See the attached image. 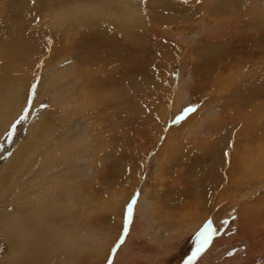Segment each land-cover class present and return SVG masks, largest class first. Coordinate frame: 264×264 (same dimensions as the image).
I'll return each instance as SVG.
<instances>
[{
	"label": "rangeland",
	"instance_id": "rangeland-1",
	"mask_svg": "<svg viewBox=\"0 0 264 264\" xmlns=\"http://www.w3.org/2000/svg\"><path fill=\"white\" fill-rule=\"evenodd\" d=\"M23 1L0 51H42L0 77V264H264V0ZM35 219L57 238L27 247Z\"/></svg>",
	"mask_w": 264,
	"mask_h": 264
},
{
	"label": "bare ground",
	"instance_id": "bare-ground-1",
	"mask_svg": "<svg viewBox=\"0 0 264 264\" xmlns=\"http://www.w3.org/2000/svg\"><path fill=\"white\" fill-rule=\"evenodd\" d=\"M41 0H24L23 2H21V7L22 8H20V9H18L17 10V12L18 13H20L19 14V16H18V18L20 19L21 17L22 18H25V17H27V16H34V17H36L37 18V15L35 16V15H33V11H37L36 13H39V12H41V6L42 5H44L43 4V2H40ZM33 4H32V3ZM55 2V1H54ZM61 2V1H60ZM30 3H31V5H30ZM56 4V3H55ZM60 4V3H59ZM59 4H57V5H59ZM64 4V3H63ZM110 4V3H109ZM122 4V7L121 8H113V9H116V11H118V13H119V15H120V19L121 20H119V21H123V19L124 20H130L129 19V17L127 16V15H129L128 13L132 10L131 9V7L128 5L129 3H127L126 2V0H124V2H122L121 3ZM100 5V4H99ZM54 6V5H53ZM97 6V5H96ZM48 8H49V6H48ZM58 8V7H57ZM15 9H16V7H15ZM46 9V8H45ZM57 10V9H56ZM55 10V11H56ZM91 10V9H90ZM97 10V9H96ZM96 10H94V11H96ZM68 11V10H67ZM93 11V12H94ZM99 11V10H98ZM57 12H58V10H57ZM130 13H132V12H130ZM57 14H59V13H57ZM133 15V14H132ZM15 16V15H14ZM56 16V15H55ZM42 17V16H41ZM40 17V18H41ZM10 18V17H9ZM21 18V19H22ZM253 18H255V17H253ZM259 18V17H258ZM20 19V20H21ZM29 19V18H28ZM132 19V18H131ZM10 20H11V18H10ZM19 20V21H20ZM30 20H31V18H30ZM38 20H39V17H38ZM258 20V19H257ZM41 21H42V18H41ZM40 21V22H41ZM99 21V20H98ZM21 22V21H20ZM23 22V21H22ZM47 21H46V17H45V19L42 21V24H43V28L41 27V26H39V28L41 29H47V23H46ZM136 22V21H135ZM27 23L28 22H26V25H27ZM109 23H112V22H109ZM126 23V22H125ZM21 24V23H20ZM116 24H117V22H116ZM122 24V23H121ZM130 23H128V26H126V27H124V28H120L119 27V30H117V31H124V32H132V27H134V26H132V25H129ZM137 24V23H136ZM12 25V24H11ZM22 26V25H21ZM46 26V27H45ZM120 26V25H119ZM123 26V25H122ZM223 26V25H222ZM227 26V25H226ZM114 27V26H113ZM115 27H118V26H115ZM18 28V27H17ZM227 28H229L228 26H227ZM137 29V28H136ZM13 30H14V28H13ZM12 30V31H13ZM100 30V29H99ZM127 30V31H126ZM229 30H230V28H229ZM16 31V30H15ZM15 31H13V32H15ZM24 31V30H23ZM116 30H113V32H115ZM260 31H261V29H260ZM21 32V31H20ZM93 32H95V33H97L96 31H93ZM99 32V31H98ZM106 32V31H105ZM104 32V33H105ZM154 32V31H153ZM7 33V32H6ZM23 33V32H22ZM74 33L75 32H73V33H70V36H68V40L69 41H71L72 39H73V36H74ZM90 33V32H89ZM155 33V32H154ZM101 34V33H100ZM112 34V33H111ZM128 34V33H127ZM85 35V34H84ZM92 35H93V33H92ZM99 35V34H98ZM109 35H110V33H109ZM155 35V34H154ZM102 36V35H101ZM125 36V35H124ZM156 36H157V34H156ZM31 37V36H30ZM94 37V36H93ZM116 37V36H115ZM33 38V39H32ZM32 38H27V37H25V35H21L20 33L18 34V33H16V34H12V35H8V36H4V39H2V41L4 42V45H5V47L3 48V49H1V51H0V77L1 76H6V78H7V76H11V78L12 77H14V76H12L13 74H15L16 72H18L21 68H23V67H25L26 68V66H24V63H22L21 61H23L24 59H26V57H28L29 55H31V53H38L39 52V50H41L40 48H38V46L36 47V42H38V40L37 39H34V37H32ZM107 38V37H106ZM118 38V37H117ZM128 38V37H127ZM1 39V38H0ZM46 39V38H45ZM94 39V38H93ZM92 39V40H93ZM126 39V38H125ZM101 40V39H100ZM106 40V39H105ZM123 40V39H122ZM107 41V40H106ZM93 42H96V41H93ZM98 42V41H97ZM100 42V41H99ZM115 42H116V40H115ZM119 42H121V41H119ZM2 43V42H1ZM111 44H113L112 42H110ZM69 44V43H68ZM100 44V43H99ZM121 44V43H120ZM70 45H71V42H70ZM95 45H97V43L95 44ZM2 46H3V43H2ZM41 46V45H40ZM61 47V46H60ZM101 47H103L102 45H101ZM114 47V46H113ZM66 48V47H65ZM100 48V47H99ZM68 49V48H67ZM101 49V48H100ZM48 50V49H47ZM63 50V49H62ZM42 51V50H41ZM40 51V52H41ZM68 51V50H67ZM57 52V51H56ZM69 52V51H68ZM111 52V51H110ZM36 55V54H35ZM38 55V54H37ZM102 57V56H101ZM29 58H31V57H29ZM4 60H6V65H3L2 64V62L4 61ZM29 60V59H28ZM126 61V60H125ZM227 65H228V63H227ZM125 66H126V64H125ZM33 67V66H32ZM225 67V66H224ZM8 68V69H7ZM7 69V70H6ZM11 69V70H10ZM124 69V68H123ZM122 69V70H123ZM134 69V68H133ZM144 69V68H143ZM10 70V71H9ZM23 70H24V68H23ZM135 70H136V72H138V71H140L141 70V66L140 65H138V66H135ZM219 70V69H218ZM221 70V69H220ZM231 70V69H230ZM135 73V72H134ZM148 73H150L149 71H148ZM207 73V72H206ZM210 74V73H209ZM136 75V74H135ZM138 75V74H137ZM221 76V75H220ZM220 76H219V78H220ZM16 77H17V75H16ZM100 77V76H99ZM98 77V78H99ZM140 77V76H139ZM2 78V77H1ZM18 78V77H17ZM104 78V77H103ZM106 78L108 79V80H110V81H112L113 79H116L115 77H114V74H113V76L112 75H109L108 77H106L105 76V80H106ZM218 78V77H217ZM225 78V77H224ZM2 79H5V78H2ZM8 80H9V78H7ZM101 79V78H100ZM226 79H228V78H226ZM87 80H88V78H87ZM96 80V79H95ZM101 82H102V80H100ZM219 81V80H218ZM11 82H13V81H11ZM97 82H99V80H97ZM87 83V82H86ZM85 83V84H86ZM92 83V82H91ZM103 83V82H102ZM128 83V82H127ZM144 83V82H143ZM213 83V82H212ZM211 83V84H212ZM224 83V82H223ZM222 82H220V84H223ZM230 83V82H229ZM5 84V83H4ZM88 84V83H87ZM154 84V83H153ZM153 84H148V87H146L147 89L151 86L152 87V85ZM10 85H14L13 83L11 84L10 82H8L7 81V86H2V87H4L5 89H7ZM16 85H17V83H16ZM91 85V84H90ZM106 85V84H105ZM123 85H124V83H123ZM219 85V84H218ZM0 86V87H1ZM15 86V85H14ZM104 86V85H103ZM224 86V85H223ZM228 86V85H227ZM126 87V86H125ZM222 87V86H221ZM225 87V86H224ZM85 88V86L83 87V89H82V95L84 96V95H86V94H89V92H91V90L89 91V90H86V88ZM10 89V88H9ZM131 89V88H130ZM150 89V88H149ZM153 89V88H152ZM151 89V90H152ZM0 90H1V88H0ZM11 90V89H10ZM120 90H122V89H120ZM128 90V89H127ZM146 90V89H145ZM259 90V89H258ZM93 91V90H92ZM123 91H125V90H123ZM2 92V91H1ZM3 92H5V91H3ZM97 92V91H96ZM133 92H135V91H133ZM5 93H3V95H4ZM7 94V93H6ZM123 94V93H122ZM129 94V93H128ZM0 95H1V93H0ZM3 95H2V97H3ZM91 95V94H90ZM97 94H95L94 96H96ZM125 95V94H124ZM247 95V94H246ZM262 95H263V93H262ZM4 96H6V95H4ZM12 96H13V94H12ZM12 96H11V99H12V102L14 101L13 100V98H12ZM89 96V95H88ZM127 96V95H126ZM98 97H99V95H98ZM119 97V96H118ZM128 97V96H127ZM7 98V97H6ZM130 98V97H129ZM135 99V98H134ZM72 100H74V98H72L70 101H72ZM129 101V100H128ZM6 102V101H5ZM7 102H10V103H12L11 102V100H7ZM71 103H73V102H71ZM134 103V102H133ZM2 105H4L3 104V102H2ZM2 105H1V109H3L2 108ZM6 105V107L8 106V104H5ZM140 106V105H139ZM153 106V105H152ZM5 107V108H6ZM96 107V106H95ZM134 108H136V107H134ZM141 109V108H140ZM149 109V108H148ZM247 109V108H246ZM59 110V109H58ZM6 111V110H5ZM65 111V110H64ZM63 111V112H64ZM69 111V110H68ZM9 113V112H8ZM52 113V112H51ZM136 113V112H135ZM140 112H138V114H139ZM153 113V112H152ZM10 114V113H9ZM64 114H67V111H65L64 112ZM156 115H158V114H156ZM155 115V116H156ZM252 115V114H251ZM63 116V115H62ZM140 116V115H139ZM142 116V115H141ZM225 117L223 118V119H225V120H228L229 122L231 121V119L232 118H234L235 120H236V118H237V116L235 117V115H233V116H230V115H224ZM248 116V115H247ZM47 117V116H46ZM60 117V116H59ZM145 117V116H144ZM253 117V116H252ZM139 119V118H138ZM233 119V121H235ZM224 120V121H225ZM140 122V121H139ZM253 122V121H252ZM134 123V122H133ZM112 124V123H111ZM128 124V123H127ZM137 124V123H136ZM153 124V123H152ZM239 127V126H238ZM254 127V126H253ZM258 127V126H257ZM132 128V127H131ZM152 128V127H151ZM256 128V127H255ZM259 128V127H258ZM246 129V128H245ZM238 130V129H237ZM236 131V130H235ZM243 131V130H242ZM246 131V130H245ZM262 131V130H261ZM125 132V131H124ZM241 132V131H240ZM239 132V133H240ZM250 132H251V134H252V136L253 135H257L258 134V130L257 129H253V128H251V130L250 131H248V132H246V134H250ZM234 133V132H233ZM232 133V134H233ZM242 133V132H241ZM243 134V133H242ZM242 134H241V136H242ZM245 134V133H244ZM245 134V135H246ZM166 135V134H165ZM261 135V134H260ZM236 136V135H235ZM247 136V135H246ZM156 137V136H155ZM170 137V136H169ZM245 137V136H244ZM257 137V136H256ZM165 138H166V136H165ZM251 138V137H250ZM153 139V138H152ZM31 140V139H30ZM257 140H258V138H257ZM264 140V139H263ZM169 140H167V142H168ZM233 144V143H232ZM252 144V143H251ZM258 145H259V143H258ZM264 145V144H263ZM163 147V146H162ZM255 147H257V146H255ZM258 148H259V146H258ZM165 149V148H164ZM252 149V148H251ZM233 150V149H232ZM130 151V150H129ZM249 151V150H248ZM255 151H257L256 149H255ZM132 152V151H131ZM135 153V152H134ZM133 153V154H134ZM140 153V152H139ZM240 153V152H239ZM239 153H238V155H239ZM258 153V152H257ZM244 154H246V153H244ZM129 155H130V153H129ZM128 155V156H129ZM253 155V154H252ZM264 155V146H262V148H261V152H260V154H259V159H260V161H258V162H261L262 164L264 163V159L262 158V156ZM50 156V155H49ZM122 156V155H121ZM236 156H237V153H236ZM242 156V155H241ZM124 157V156H123ZM129 157H131V155L129 156ZM239 157V156H238ZM247 157V156H246ZM255 157V156H254ZM55 158V157H54ZM227 158L229 159V157H228V155H227ZM243 158H244V156H243ZM251 158H252V156H251ZM50 159H53V158H50ZM236 159V158H235ZM240 159V158H239ZM254 159V158H253ZM221 161V160H220ZM238 161H240V160H238ZM251 162H252V160H251ZM220 163V162H219ZM241 163V162H240ZM248 163V162H247ZM246 163V164H247ZM233 164V163H232ZM231 164V165H232ZM257 164V163H256ZM259 164V163H258ZM233 165H235V166H231V168H234L235 167V169H237V167H238V164H237V162L235 161L234 162V164ZM248 165V164H247ZM251 166V165H250ZM254 166V165H253ZM258 166V165H257ZM256 168V167H255ZM230 169V168H229ZM235 171V170H234ZM231 174L232 173H234L233 172V170H232V172H230ZM229 173V174H230ZM237 179V178H236ZM232 181V180H231ZM226 182V181H225ZM52 183V182H51ZM53 184V183H52ZM56 185V184H55ZM54 195V194H53ZM44 198V197H43ZM46 198V197H45ZM43 201V200H42ZM46 205V204H45ZM42 206V205H41ZM51 210V209H50ZM50 214V213H49ZM241 217V216H240ZM41 218L43 219V217L41 216ZM41 218H40V220H41ZM50 218V217H49ZM37 221V222H36ZM43 221V220H42ZM34 224H35V226L33 227V229H29L30 231H28L27 233H23L24 235H23V237L21 238V239H23V241H24V245H26L27 247H28V245H29V247L30 246H37V245H39L40 244V241H45L43 238L44 237H47V236H51V241L54 239L55 240V238H57V236H53L52 237V235L48 232L46 235H45V233L44 232H42V231H39V232H37L36 233V235L34 234V232H35V230L36 231H38L39 230V226H41V227H43V225H44V227H46L47 226V224L46 223H44V221L43 222H39L37 219H35L34 220V222H33ZM31 224H32V222H31ZM27 227V226H26ZM245 228V227H244ZM19 229V228H18ZM24 229V228H23ZM48 229V228H47ZM42 230V229H41ZM22 231V230H21ZM25 232H26V230H24ZM23 231V232H24ZM48 231H50V230H48ZM52 232V231H51ZM55 232H57V231H55ZM42 233V234H41ZM16 235V234H15ZM13 236V235H12ZM19 237H20V235H19ZM26 237H28V241L26 242L25 241V239H26ZM22 240H21V244H22V242H23ZM17 242H18V239H17ZM50 246V245H49ZM21 249V248H20ZM60 250V249H59ZM28 251V250H27ZM19 252V251H18ZM49 252V251H48ZM23 253H24V251H23ZM50 253V252H49ZM31 254V253H30ZM199 260V259H198Z\"/></svg>",
	"mask_w": 264,
	"mask_h": 264
},
{
	"label": "snow or ice",
	"instance_id": "snow-or-ice-1",
	"mask_svg": "<svg viewBox=\"0 0 264 264\" xmlns=\"http://www.w3.org/2000/svg\"><path fill=\"white\" fill-rule=\"evenodd\" d=\"M195 110H196V108L194 106H189L188 108H186L184 110V112L190 114L191 112H193ZM128 213H129V215L132 213V205L131 204H129V206H128ZM208 227H211V225L209 224ZM120 243H123V240H121ZM199 251H201V249L198 248L197 252H199Z\"/></svg>",
	"mask_w": 264,
	"mask_h": 264
}]
</instances>
